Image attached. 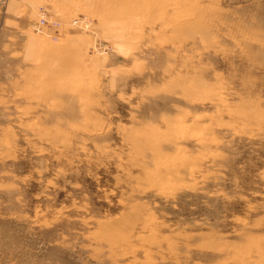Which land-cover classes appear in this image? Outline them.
I'll return each instance as SVG.
<instances>
[{
	"label": "rangeland",
	"instance_id": "rangeland-1",
	"mask_svg": "<svg viewBox=\"0 0 264 264\" xmlns=\"http://www.w3.org/2000/svg\"><path fill=\"white\" fill-rule=\"evenodd\" d=\"M0 264H264V0H0Z\"/></svg>",
	"mask_w": 264,
	"mask_h": 264
},
{
	"label": "built area",
	"instance_id": "built-area-1",
	"mask_svg": "<svg viewBox=\"0 0 264 264\" xmlns=\"http://www.w3.org/2000/svg\"><path fill=\"white\" fill-rule=\"evenodd\" d=\"M41 24H43V20H42V23Z\"/></svg>",
	"mask_w": 264,
	"mask_h": 264
}]
</instances>
